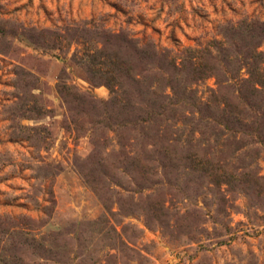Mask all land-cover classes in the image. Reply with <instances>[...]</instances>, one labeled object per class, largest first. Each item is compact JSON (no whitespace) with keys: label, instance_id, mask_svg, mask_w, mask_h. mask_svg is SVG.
Returning <instances> with one entry per match:
<instances>
[{"label":"rangeland","instance_id":"1","mask_svg":"<svg viewBox=\"0 0 264 264\" xmlns=\"http://www.w3.org/2000/svg\"><path fill=\"white\" fill-rule=\"evenodd\" d=\"M256 71L264 0H0V264H264Z\"/></svg>","mask_w":264,"mask_h":264},{"label":"trees","instance_id":"2","mask_svg":"<svg viewBox=\"0 0 264 264\" xmlns=\"http://www.w3.org/2000/svg\"><path fill=\"white\" fill-rule=\"evenodd\" d=\"M263 72V73H262ZM260 71V72H255L256 75H252V82H253V85H252V90L253 91H258L260 88H264V71ZM259 74V77L257 79V75ZM250 82V79L246 80V79H243L241 78V82L238 83V82H235L238 87H237V90L240 92L239 88L241 89L243 86L246 85V83ZM245 84V85H244ZM260 87H258V86Z\"/></svg>","mask_w":264,"mask_h":264}]
</instances>
